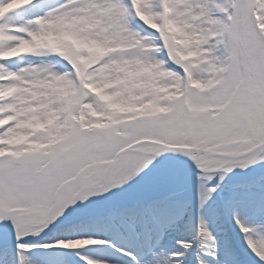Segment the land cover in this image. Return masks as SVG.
<instances>
[{
    "label": "snow or ice",
    "instance_id": "1",
    "mask_svg": "<svg viewBox=\"0 0 264 264\" xmlns=\"http://www.w3.org/2000/svg\"><path fill=\"white\" fill-rule=\"evenodd\" d=\"M0 264H264V0H0Z\"/></svg>",
    "mask_w": 264,
    "mask_h": 264
}]
</instances>
